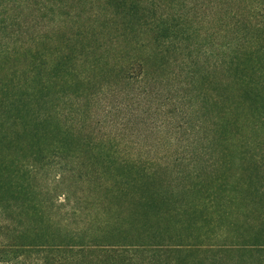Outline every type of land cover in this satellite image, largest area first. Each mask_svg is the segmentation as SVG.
<instances>
[{"label": "rangeland", "instance_id": "obj_1", "mask_svg": "<svg viewBox=\"0 0 264 264\" xmlns=\"http://www.w3.org/2000/svg\"><path fill=\"white\" fill-rule=\"evenodd\" d=\"M213 7L210 0H158L151 12L147 6L152 28L176 23L178 29L188 28L187 35L176 32V51L170 48L172 39L161 40L169 50L161 55L151 26L141 34L139 23L134 25L135 33L120 44L114 37L113 5L69 0L61 13L67 21L55 27L63 29L50 47L61 52L60 36L73 40L62 52L71 49L76 74L71 82L53 77L52 85L54 93L66 92L57 97L69 104L75 102L72 92L81 94L87 122L82 141L67 146L72 157L59 153L37 165L33 198L38 214L56 215L64 230L81 236L113 234V243L138 245L127 254L129 264H264V181L238 159L241 150L260 155L264 147L220 140V107L214 103L224 88L226 25L222 11L216 16ZM9 9V16L21 18L16 1ZM6 27L16 34V27ZM126 56L143 59L147 77L142 79L138 68L126 81L118 75L115 66ZM163 56L170 58L168 66L159 64ZM72 122L71 115L68 127ZM114 148L129 158L119 163L135 166L136 189H100L94 168L113 162ZM86 166L92 167L86 170L89 176ZM57 225L50 229L57 231ZM60 234L66 236L63 230Z\"/></svg>", "mask_w": 264, "mask_h": 264}, {"label": "trees", "instance_id": "obj_2", "mask_svg": "<svg viewBox=\"0 0 264 264\" xmlns=\"http://www.w3.org/2000/svg\"><path fill=\"white\" fill-rule=\"evenodd\" d=\"M12 1H16L17 9L21 10V18L9 16ZM106 1L113 5L114 37L120 44L138 23V33L144 34L148 30L144 28L148 26H151L150 32H157L156 48L163 51H159L161 55L169 51L164 48L165 44L161 45V40L172 39L170 48L176 51L179 34L187 35L188 28L178 29V23L152 28L149 16L157 9L158 0ZM210 1L215 5L216 16L222 11L226 25L222 45L224 88L219 92L222 96L214 103L215 108L220 107V116L216 117L220 119L216 127L222 129L220 140L225 144L240 142L245 148L263 150L264 0ZM68 2L0 0V264H129L127 254L138 247L136 244L113 243V234L81 236L78 231L64 230V225H60L63 220L56 222V215L54 218L35 211L33 190L34 179L39 173L37 165L59 153H72L67 146L79 144L82 141L80 134L85 132L81 94L72 92L71 96H76L75 102L69 104L57 97V93L65 91L54 93L52 85L53 77L71 82L76 74L77 59L69 52L71 49L62 52L63 46L68 44L70 48L73 40L60 36L57 49L61 48V52L50 47L54 44V35L63 29L56 30L55 27L67 21L66 15L61 13ZM52 10H57V14L54 15ZM23 14L26 19L22 18ZM175 17L181 20V17ZM175 22L178 21L174 19ZM6 26L16 27V34L6 31ZM176 32L179 33L177 36ZM123 58L116 64L115 72L123 75L125 81L137 68L142 79L147 77L143 59ZM159 64L168 66L170 58L163 56ZM221 105L225 107L224 112H221ZM71 115L73 122L68 127ZM245 152H238L239 161H243L241 167H245V160L248 168L260 177L258 180L264 181V151L260 155ZM113 159V162H102L94 168L100 189L108 193H113V188L119 191L123 187L136 189L135 166L119 163L120 160L127 162L129 158L114 148ZM87 169L90 171L92 167H85V174L89 176ZM62 171L70 174L75 170ZM60 179L62 175L58 177ZM61 193L69 200L67 191ZM261 194L264 196V187ZM52 225L59 229L52 231ZM62 230L66 236L60 234ZM260 248H264V244Z\"/></svg>", "mask_w": 264, "mask_h": 264}]
</instances>
